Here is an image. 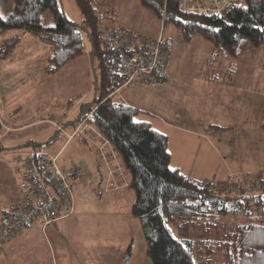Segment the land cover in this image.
I'll return each instance as SVG.
<instances>
[{
  "label": "rangeland",
  "instance_id": "374dc122",
  "mask_svg": "<svg viewBox=\"0 0 264 264\" xmlns=\"http://www.w3.org/2000/svg\"><path fill=\"white\" fill-rule=\"evenodd\" d=\"M60 3L69 19L84 26L83 14L75 0H60ZM96 4L101 15L109 16L105 21L114 22L112 18H115L116 25L126 23L124 27L150 35L157 27L172 43L173 58L169 69L173 73L171 80L177 85V96L185 97L193 91L195 78L201 81L199 89L207 91V98L216 102L214 109L210 106L206 113L203 110L200 113L213 116L212 121L227 128L208 132L202 129L200 136L187 132L172 134L169 137L172 166L179 165L186 175L199 180H240V174L264 171L262 48L247 51L238 59L240 75L236 90L220 93L221 86H215L217 84L208 79L212 77L207 65L213 50L211 42L197 34L187 43L174 25L162 29L161 21L140 0H96ZM13 8L14 0H5L0 6V15L7 16ZM41 22L45 26L54 23L49 9L43 11ZM81 31L84 53L55 73L38 70V60L48 58L49 45L20 29L3 35V38L18 41L9 57H0V79H4L8 92L7 108H4L7 129L0 140V214L19 197L14 164L3 154L27 147L30 142L51 140L62 123L76 121L82 106L94 100L100 72L97 61H92L88 33L84 28ZM160 87L134 83L124 86L120 92L140 108L137 120L150 119L154 127L163 129L161 118L165 119L166 115L161 111L168 104ZM68 104L72 105L67 109ZM57 105L59 107H55ZM82 140L67 142L59 136L47 146L59 154L62 165L78 170L73 182L77 206L72 216L59 220L45 231H33L25 242L27 247L18 264H53V260L56 264H117L126 252L130 256L129 264H153L147 252L142 219L133 214L136 194L128 186L130 174L122 158L118 155L110 165L101 159L95 147ZM110 171H115L113 177L117 186L110 185Z\"/></svg>",
  "mask_w": 264,
  "mask_h": 264
},
{
  "label": "trees",
  "instance_id": "16d2710c",
  "mask_svg": "<svg viewBox=\"0 0 264 264\" xmlns=\"http://www.w3.org/2000/svg\"><path fill=\"white\" fill-rule=\"evenodd\" d=\"M4 1L0 0V6ZM75 1L84 26L67 17L60 0H14L13 10L7 16L0 15V36L20 29L49 45L48 61L55 63L49 71L55 73L84 53L81 29H86L100 76L94 100L83 105L76 121L70 123L92 122L118 151L130 174L128 186L136 194L132 210L142 219L152 263L264 264V215L240 213L235 206L245 200L264 201V193L243 196V202L230 195L207 201L214 195L210 188L213 180L190 177L172 166L169 136L149 120H137L140 108L116 96L125 84L121 51L107 48L101 40L103 15L96 0ZM179 1L140 0L161 21L162 29L174 25L187 43L197 34L212 43L207 65L212 73L208 79L215 86L223 89L234 85L238 59L247 51L262 48L264 57V0H243L221 15L185 12ZM46 9L52 12L54 23L45 26L41 16ZM16 41L1 40V57L12 54ZM261 126L264 128V121ZM224 128L227 126L216 123L206 126L207 131ZM59 136L56 133L45 143L31 145L49 146ZM249 176L245 173L243 179ZM129 260L126 252L117 264H129Z\"/></svg>",
  "mask_w": 264,
  "mask_h": 264
},
{
  "label": "built area",
  "instance_id": "2783aa9c",
  "mask_svg": "<svg viewBox=\"0 0 264 264\" xmlns=\"http://www.w3.org/2000/svg\"><path fill=\"white\" fill-rule=\"evenodd\" d=\"M243 0H180L179 7L185 12L206 15H221L230 6ZM101 40L109 49L120 50V66L125 76L124 86L140 83L154 85L168 79V65L172 59V43L164 36H153L127 27L103 25ZM43 69L55 68V63L41 64ZM120 90V88H119ZM7 90L0 82V140L6 135V118L3 102ZM92 113L88 115V118ZM57 133L67 142L83 139L95 147L101 159L110 164L116 160L118 151L111 141L98 128L87 120L77 123L61 124ZM3 157H10L18 175L19 199L0 218V246L23 236L31 228L40 227L43 231L50 225L74 214L77 194L73 182L78 175L75 167L66 168L61 164L59 154L47 146L29 145L12 150ZM111 165V164H110ZM111 185L117 186L115 171H110ZM244 175V174H243ZM226 178L213 180L210 184L214 195L244 196L264 193V173H253L246 180ZM114 176V177H113ZM238 206L240 213L250 216L264 215V201L245 200Z\"/></svg>",
  "mask_w": 264,
  "mask_h": 264
},
{
  "label": "crops",
  "instance_id": "0c3cea01",
  "mask_svg": "<svg viewBox=\"0 0 264 264\" xmlns=\"http://www.w3.org/2000/svg\"><path fill=\"white\" fill-rule=\"evenodd\" d=\"M108 17L109 16H106V17L103 16L102 24L103 23H113L114 25L118 24L117 23L118 20L115 19V18H112V20L114 22H112L111 19H107V21H105L106 18H108ZM108 25H111V24H108ZM125 25H126V23H125ZM125 25H117V26H123L124 27ZM156 25L157 24L155 22V26ZM152 34H153V36L162 35L166 39H169L164 34H160V32H158L157 27H155V30L152 31ZM0 37H1L0 40H4L5 41L7 39V37L3 38V35L0 36ZM90 53H91V51H90ZM172 54H173V49H172ZM0 57H1V52H0ZM78 58H76V59H78ZM172 58H173V55H172ZM43 60H48V58L47 57H41L38 60V70L47 71L49 73L50 71H48L47 69H45V70L44 69H40V65L39 64H42L41 62ZM170 63H172V59H171ZM170 63L168 65L169 78L166 81L162 82V83H159L157 85H152L153 87L161 86L160 88H162V90H163L164 97H165V103L167 102V104H168V106L165 105V107L161 111V113H164L166 115L165 119H164V117L161 118L159 113H155L154 112V115H157V116L159 115V117L161 118V120H162L161 121V125H162L163 129H160L159 127H155V128L160 130V131H162V132H164V133H166L169 137L172 136V134H174V135L177 134L178 132H187L189 134H194V135L198 134L200 136V134H202V132H201L202 129L207 131L206 130V126L208 124L216 123V121H212V120H214L213 116H211V115L210 116L201 115L200 110H203V112L206 113L210 106L213 109L215 108V106H216L215 103L216 102L214 100H212V99H208L207 98V91L199 89L198 84H200L201 81L195 80V78H194V81H195L194 84L195 85H194L193 91H190L187 95H185V97H178L177 94H176L178 92L177 85H175L174 81L171 80V75L173 73H172V70L169 69ZM239 75L240 74L238 73V75H237V77L235 79L234 85L232 87L223 88V89L220 90V93L221 92H225V91H228V93H232L233 91H235L236 90V81L238 80V76ZM0 82L4 83V79L1 78ZM171 82H173V83H171ZM4 85H5V83H4ZM262 85H264V83ZM262 85L260 87H262ZM120 90H118V94H116V96L119 97V98H122L123 100L125 99V101L127 103H129L131 105H134L133 102L130 99H127V97H124L121 94ZM215 92L216 91H212L213 96H214ZM7 94H8V92H7ZM7 94H6V96L4 98V102H3V113L5 115V118H6V112H5L4 108H7V105H6ZM71 105L72 104H70V105L68 104L67 105V109ZM134 106L138 107L137 105H134ZM55 107H59V106L57 105ZM146 120H149L152 123V125H153V122L150 119H146ZM67 123H70V122H67ZM216 124H220V123H216ZM205 135L206 134H204V136ZM247 151L249 152L250 150H247ZM171 156H172V152H171ZM173 166L180 168L179 165H173ZM235 172H242V171H234L233 173H235ZM16 175H17V173H16ZM17 177H18V175H17ZM18 180H19V178H18ZM18 194H19V192H18ZM18 199H19V197L16 200L13 201V203H12V205L10 207H8L6 209L11 208L18 201ZM6 209H3L1 214ZM1 214H0V217H1ZM57 223L58 222H56L55 224H52L50 226L56 225ZM38 229H41V228L40 227H35L28 234H25L23 236H20V237H17L15 239H12V240L6 242L5 244H3V246H0V249H1L0 250V264H1V262L5 263L6 260L8 261V263H9V260H14L12 262V264H18V261L20 260V255H24V253H25L24 252L25 246H26L25 242L27 241V239L30 236H32L33 231L38 230ZM31 258H33L32 259V261H33L34 260V256H32ZM53 264H56L55 260H53Z\"/></svg>",
  "mask_w": 264,
  "mask_h": 264
},
{
  "label": "water",
  "instance_id": "95a60500",
  "mask_svg": "<svg viewBox=\"0 0 264 264\" xmlns=\"http://www.w3.org/2000/svg\"><path fill=\"white\" fill-rule=\"evenodd\" d=\"M94 59V56L92 55V61ZM32 143L28 144L31 145ZM207 201H218L219 200V196L217 195H210L206 198Z\"/></svg>",
  "mask_w": 264,
  "mask_h": 264
}]
</instances>
